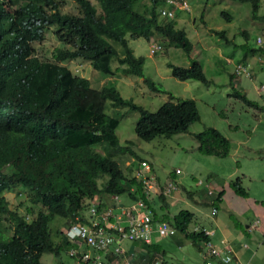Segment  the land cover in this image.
<instances>
[{"label": "trees", "instance_id": "trees-1", "mask_svg": "<svg viewBox=\"0 0 264 264\" xmlns=\"http://www.w3.org/2000/svg\"><path fill=\"white\" fill-rule=\"evenodd\" d=\"M75 1L79 14L72 15L60 12L62 0H0V264H44V252L56 257L67 252L70 244L65 229L74 223L88 224L83 213L97 195L101 197L94 204L97 213L108 209L105 200L111 194L149 204L142 182L127 173L133 166H125V174L112 159L115 154L124 157L126 152L133 157V151L119 143L120 117L107 114V101L114 110L124 107L127 113L138 112L134 131L143 141L188 132L200 120L193 99L166 101L150 112L123 98L114 86L92 87L88 79L62 64L84 58L94 70L111 77L116 73L111 61L116 58L122 74L143 78L149 88L163 91L160 84L144 77L143 60L133 54L126 40L127 36L149 40L159 35L190 53L192 45L175 19L158 16L159 0H149L150 5L144 0H96L98 7L90 0ZM234 1L248 3L252 17L258 18L262 0ZM222 16L230 18L224 12ZM50 26L57 28L61 47L51 59H42L32 44L41 42ZM215 32L225 39L224 32ZM109 40L122 47L121 54ZM249 53L258 56L264 54V48L245 50L244 57ZM167 66L179 80L209 83L197 61L188 67L171 62ZM232 95L256 106L245 92L234 90ZM194 139L203 155L222 158L230 152L229 140L213 127L195 133ZM120 161L123 164L125 159ZM102 175L106 180L100 186ZM16 186L29 194V202L9 207L4 194ZM232 187L238 195H246L236 181ZM222 192L207 193L214 195L212 205L220 202ZM55 218L62 222L51 228L49 223ZM193 218V213L181 211L174 218V229L194 244L200 243V248L209 236L203 229L188 230ZM56 236L59 241L54 240ZM142 244L148 249V261L152 260L155 246ZM94 255L99 264L103 259L123 257L114 254V249L95 250Z\"/></svg>", "mask_w": 264, "mask_h": 264}, {"label": "rangeland", "instance_id": "rangeland-1", "mask_svg": "<svg viewBox=\"0 0 264 264\" xmlns=\"http://www.w3.org/2000/svg\"><path fill=\"white\" fill-rule=\"evenodd\" d=\"M90 1L98 7L96 0ZM187 1L189 11L179 13L175 21L176 27L185 32L192 45L189 54L159 35H153L149 40L126 37L133 54L143 60L144 77L160 84L163 91L149 88L143 78L121 74L116 58L111 61V67L116 71L113 77L94 70L91 62L84 58L70 59L62 64L74 75L88 79L92 87L114 86L123 98L132 99L150 112H155L166 101L193 99L200 120L192 123L188 132L170 137L159 136L150 141H143L135 135L137 111L127 113L124 107H118L116 111L107 101V114L120 117L116 129L119 143L133 151V157L127 152L124 157L121 155L125 159L123 164L117 154L112 159L119 163L125 174V166L131 164L133 170L127 172L131 176H135L138 171L145 174L141 166L144 160L150 167L146 174L153 176L154 184L165 189L169 182L176 184L177 189L162 197L149 193V208L156 220L174 226V218L181 211H189L194 214L188 224L189 231L213 230V238L232 234L239 239L234 251H247L245 264H264V245L260 244L264 240V99L257 90L260 84H264V67L256 61L254 54L249 53L246 58L243 55L245 50L256 48V38L264 33V0L258 18L252 17L248 3L234 0ZM144 2L150 5L149 0ZM62 11L77 14L74 0H65ZM223 12L230 18L222 16ZM55 31L54 27L47 28L44 39L33 44L40 58L51 59L53 52L61 47ZM215 31L224 32L225 39ZM242 32H246V35ZM109 41L121 54L122 47ZM157 43L162 45V50L151 53L150 46ZM192 61L200 64L208 84L194 78L179 80L172 76L167 66L171 62L188 67ZM241 62L249 63L247 65L251 74H255L252 81L246 77L236 79L238 76H235L234 70ZM231 75L234 80H231ZM234 90L245 92L247 99L256 106L235 98L232 95ZM208 127L219 130L229 140L230 152L226 157L199 153L194 134ZM99 181L102 184L105 176L102 175ZM235 181L246 192L245 196L234 191L232 184ZM206 184L214 195L218 190L223 191L218 204H211L214 195L207 194ZM20 188L16 186L11 190L12 193H8L12 197L8 201L9 207L28 204L29 194L23 193ZM125 198L122 197L123 200ZM214 206L217 207V213L212 216ZM21 211H24L23 206ZM112 212L115 214L117 209L112 208ZM250 221L253 222L247 227ZM61 222L55 218L49 226L52 228ZM251 227H254L253 230L249 229ZM59 239L54 237L55 241ZM198 244L176 232L171 237L159 238L152 245L158 252L155 257L160 264H205L207 248L205 245L199 248ZM122 246L126 250L122 260L111 257L110 260L103 259V264H131L132 261H143L147 256L148 249L140 242L123 240ZM239 259L242 260V257ZM41 260L44 264L72 263L66 252H61L59 257L44 252Z\"/></svg>", "mask_w": 264, "mask_h": 264}, {"label": "built area", "instance_id": "built-area-1", "mask_svg": "<svg viewBox=\"0 0 264 264\" xmlns=\"http://www.w3.org/2000/svg\"><path fill=\"white\" fill-rule=\"evenodd\" d=\"M256 44L264 48V38L258 36ZM158 48V47H157ZM256 60L264 67V54L256 56ZM235 74L238 77L251 78V70L246 64H239L235 69ZM261 96H264V84L257 88ZM145 168L148 166L142 163ZM143 183L146 185L147 191L152 190V184L146 177H142ZM201 184V182H199ZM208 194H213L209 189V185H205ZM175 188L174 184H170L165 193H169ZM217 199V196H215ZM112 201L116 204L120 203L117 195L112 196ZM119 214H113L111 211L97 213L94 205L89 208L88 224H73L67 230V236L74 242L83 243L87 250L80 251L78 248L71 249L69 254L75 258V264H99L98 256L94 255L95 250H106L111 245L114 246V254L120 255L124 251L120 244L123 240L141 241L146 244L152 243L153 234L157 237H170L175 234L174 227L166 222H154L151 217L150 210L145 202L136 201L129 206L120 207ZM216 208L212 209V216L216 215ZM112 217L113 221H109ZM254 227L249 228L253 230ZM205 235H210V231L203 230ZM207 248V259L205 264H242L236 254L228 246L225 240H221L219 245L208 241L204 244ZM90 249V250H89ZM148 260V259H147ZM148 264H160L157 258L146 261Z\"/></svg>", "mask_w": 264, "mask_h": 264}, {"label": "clouds", "instance_id": "clouds-1", "mask_svg": "<svg viewBox=\"0 0 264 264\" xmlns=\"http://www.w3.org/2000/svg\"><path fill=\"white\" fill-rule=\"evenodd\" d=\"M74 2H75V4H76V6H77V3H76V1L74 0ZM64 4H65V0H62V4H61V6H60V12L61 13H68V14H72L73 15V13H70V12H66V11H62V8H63V6H64ZM156 11H157V14H158V16H160V17H163V18H166V19H175V18H177V16H178V14L179 13H184V12H188L189 11V3H188V1L187 0H159V2L157 3V7H156ZM77 14H79V11H78V8H77ZM50 27H54L55 29H56V31H57V28L55 27V26H50ZM49 28V27H48ZM46 30V29H45ZM56 31H55V34H56ZM45 32V31H44ZM259 36H262L263 38H264V33H262V35H259ZM43 39H44V33H43ZM34 43H39V42H34ZM33 43V44H34ZM255 43H256V40H255ZM33 44H32V46H33ZM256 46H258L257 44H256ZM158 47V48H157ZM258 47H261V46H258ZM33 48H34V46H33ZM162 45L160 44V43H157V44H152L151 46H150V52L151 53H154L155 51H158V50H162ZM263 48V47H262ZM35 49V48H34ZM255 59H256V56H255ZM257 61V60H256ZM91 62V61H90ZM258 62V61H257ZM259 63V62H258ZM239 64H244L243 62H241V63H239ZM239 64H237V65H239ZM246 64H249L248 62L246 63L245 62V64L244 65H246ZM260 65H261V63H259ZM92 66V65H91ZM237 67V66H236ZM236 69V68H235ZM255 72V71H254ZM122 74V73H121ZM234 74H235V70H234ZM124 75V74H123ZM255 75V74H254ZM254 75H252L251 76V78L249 79V78H247L249 81H251V79H253V77H254ZM235 76H237L236 74H235ZM111 77H113V76H111ZM241 77H237L236 79L237 80H239ZM236 86V85H235ZM119 140V139H118ZM132 161H133V159H132ZM142 163H145L147 166H148V168H145V166H143L142 165ZM141 166L143 167V169H144V171H145V174H141L140 173V171H138L137 173H136V175H135V177H136V179L138 180V181H141L142 182V184L144 185V195H145V197H146V200L147 201H149V193L150 192H153V193H155V194H157L159 197H162V196H164V194H165V191H166V189L167 188H169V186H170V184H174L175 185V188L173 189V190H175V189H177V186H176V184L175 183H173V182H169L168 183V187L165 189V188H161V187H159L158 185H156V184H154L153 183V180H152V178H153V176L152 175H147L146 174V172H149L150 171V167H149V165L145 162V161H141ZM142 177H146L148 180H149V182L152 184V190H149V191H147V188H146V185L143 183V181H142ZM105 180H106V177H105ZM105 182V181H104ZM99 184H100V186L102 185L101 183H100V181H99ZM173 190H171V191H173ZM171 191L169 192V193H171ZM10 193H12L11 191H9ZM9 192H6L5 194H4V197H5V200L8 202V201H10V200H12V197L10 196V194H8ZM169 193H166V194H169ZM113 195H117V194H111V195H109V196H107L106 197V203H107V205H108V209L106 210V211H111V213H113L112 212V208H115V209H117V212L115 213V214H119L120 212H121V209H120V207H121V205H123V206H129V205H131L133 202H130L127 198L125 199V200H123L122 199V197L123 196H120V195H117L118 197H119V200H120V203H118V204H116V203H114L113 201H112V196ZM100 195H97L96 196V199H95V201H100ZM95 201H94V203H89V205H90V207L92 206V205H94L95 204ZM136 201H142V200H136ZM135 201V202H136ZM9 205V204H8ZM147 206H148V208H149V204H146ZM14 206V205H13ZM90 207H88V209L83 213V215L85 216V217H87V218H89V208ZM214 208V207H213ZM216 208V207H215ZM149 210H150V208H149ZM150 213H151V217H152V220L154 221V222H160L159 220H156L153 216H152V211L150 210ZM114 214V213H113ZM74 224H83V223H74ZM71 225H73V224H71ZM70 225V226H71ZM70 226H68L66 229H65V234L67 233V230L69 229V227ZM174 227V226H173ZM176 233V232H175ZM173 236V235H172ZM66 237H67V239H68V241H70L72 244L70 245V247L67 249V254H68V256L70 257V259H71V261H72V263L71 264H75V258L74 257H72L70 254H69V251L71 250V249H74V248H78L80 251H82V252H85L86 250H87V247L82 243H78V242H74L72 239H69L68 238V236H67V234H66ZM171 237V236H170ZM157 238H160V237H157V234H153V238H152V243L151 244H147V245H152V244H154V242L155 241H157ZM134 242H141V241H134ZM122 243H123V241L121 242V244H120V246H121V248L123 249V251H124V253L123 254H120V256H123L124 257V255L126 254V250L124 249V247L122 246ZM142 243H144V242H142ZM146 244V243H145ZM114 246L115 245H111L108 249H114ZM90 250V249H89ZM155 253H154V258H156L155 257ZM153 258V259H154ZM146 261H148L147 260V256H146V258L143 260V261H139V262H137V261H132L131 263L132 264H145V263H147Z\"/></svg>", "mask_w": 264, "mask_h": 264}, {"label": "crops", "instance_id": "crops-1", "mask_svg": "<svg viewBox=\"0 0 264 264\" xmlns=\"http://www.w3.org/2000/svg\"><path fill=\"white\" fill-rule=\"evenodd\" d=\"M171 179H173V178H171ZM220 190H218L217 191V193L216 194H218V192H219ZM219 200L221 201L222 200V195H221V198H219ZM218 204V203H217ZM257 221V220H256ZM253 221H250V222H247V227L249 226V224L250 223H252ZM255 222V221H254ZM257 226H258V224H257ZM208 231H210V235H208L209 236V241H211L213 244H215V245H219L220 244V241L221 240H225L227 243H228V241L230 242V244L228 243V246L232 249V251L236 254V256L238 257V259H239V257L241 256L242 257V260H240L241 262H242V264H245V260H246V257H247V251L246 252H244V253H242V252H236V251H234V245H239V239L237 238V237H234L232 234H230L228 237L227 236H225V235H223L222 237H221V235H220V237H218V238H216V237H212V235L215 233L213 230H208ZM263 234H264V231H263ZM262 234V235H263ZM228 235V234H227ZM264 236V235H263ZM263 236H262V238H263ZM227 237V238H226ZM157 240H159V238H157ZM228 240V241H227ZM260 244H262V245H264V240H262V241H260ZM156 255L158 254V252H154Z\"/></svg>", "mask_w": 264, "mask_h": 264}]
</instances>
